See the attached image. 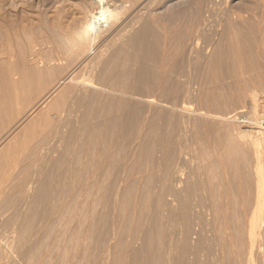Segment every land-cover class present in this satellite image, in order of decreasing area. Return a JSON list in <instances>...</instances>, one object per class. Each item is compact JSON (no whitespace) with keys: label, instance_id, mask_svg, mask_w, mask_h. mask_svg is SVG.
Masks as SVG:
<instances>
[{"label":"rangeland","instance_id":"1","mask_svg":"<svg viewBox=\"0 0 264 264\" xmlns=\"http://www.w3.org/2000/svg\"><path fill=\"white\" fill-rule=\"evenodd\" d=\"M205 1L206 0H0V42H6L8 37L11 38L10 42L15 53V58H13L12 64L14 71L17 73L16 77H18V74H30L31 72H35L37 73V75H39L42 81L41 82L40 80H38L40 82L34 83L33 86L29 88V93L27 92V94L21 98V103L17 108H15V111L13 112L14 117L17 116L19 112H22L24 110V112H26V110H29L32 105L31 103L35 105L39 101L40 97H42L41 95H44L47 88L49 89L55 81L62 78L66 74V72L70 73L72 70H74V68L75 81L71 83V85L74 86L78 84V87L80 89L79 92L87 94L88 110L91 107L97 108L100 112H102V114L106 113V109L108 112L110 108L113 109V114L119 113L121 110H123V112L121 111V114L119 113L120 116L119 114H116L118 117L112 123L114 128H111L112 125H108V127H106L107 129L104 130L100 125H96L98 121H101L103 119V117L95 118L96 115H91V109L89 110L91 111V114H87L89 118H86V124L85 122H82V119H80V115H77V120H81V124L83 123L82 125L80 124L78 133V135H83L81 137L79 136L83 139L77 138V140L75 141L74 138H72V133L69 129L65 134V136H67V142L58 144V142L56 141V135L59 132V126L63 124L62 119L67 116V106L65 104L74 100V96H70L71 93L69 92L66 93L64 101L59 98L60 96H57L48 103V107L51 104H55L54 107L50 109V115L54 114L55 117L53 116L52 120L49 123L43 122V117L40 116V111L38 112V109H41L39 108L40 105H36L38 107L35 106V108H33L36 113L33 110L32 114L29 115L30 117L28 116L16 126V128L11 133L12 136L10 135L8 140L6 139L0 144V234H2L1 236H3L2 243L0 244L2 245L0 247V264H69V262L71 261V258L69 257L72 256L75 245L78 241L84 240V232H86L87 228L90 229L89 225L92 226V224L90 223L92 222L90 221L91 217H89L88 214H78L80 212H78L77 208L79 207L80 202L86 199L89 206H84V209H86V207L88 209V211L87 209L85 211L89 212L90 210H92L95 212V214H98L100 212L103 213L104 210L108 208L105 198L97 204H95L94 200H92L93 184L88 180L89 170L91 173V170H93L98 160L104 161L106 173L103 172V175L105 176L104 178H107V176L112 173L116 174V172L119 169L123 168L127 162L125 158L126 146L124 143H121L115 147L112 159H105L104 157L100 158V155L98 156V154L100 150H103V146L106 143H103V145L101 144V146L96 143L86 141V139L90 136H95L100 131H104L106 134H111L112 136H114L116 132L120 133V129L121 135L123 133H126V130L128 129L127 119L129 112H135V116L133 118L136 121L146 115V113H144L146 103L142 100L140 94L137 95V92L141 93V89H145V87L149 88L150 85L148 84H150L152 80L156 83L161 82L163 90L170 92L172 95L175 93H179L187 83V79L190 80V78L194 77L195 73L191 68V61L201 51L203 61L202 65L204 66V68H202L201 74H199V76L201 77L197 76L198 79L195 80L198 83L194 84V91L197 100L195 101L197 103H194L193 108L201 107L204 111L208 110L207 112H209L210 115H217L220 118L212 119L208 116H197L199 120L197 121L198 124H194L193 127H195L192 128L193 130L195 129L194 131H192L194 137L196 138L195 141L191 143L192 145L189 146L191 147L192 151L190 150V148H188V152L191 155L188 158V162H186L185 164L186 179H190L191 177H193L191 178L193 181H200L208 179V177H214L213 181L216 183H213L212 181L213 189L217 188V191L221 189L222 181L221 179H218L220 175L217 174V163L213 154V151H215V149L211 146L212 142L220 140L223 143V149L228 150L229 148L236 147L237 150H240L243 148L241 140L244 138L248 139L250 137V134H253L251 130L254 125L260 123L262 126H260V124L259 126L262 130L264 126V123H262L264 121V114H256L252 108L254 98L255 101L258 100L257 102H260L264 99V83H262L263 85L261 84L263 77L259 75V73L261 72H258L259 70L257 69V63H259L258 65L261 66L260 62H264V0H221L224 9H226L227 11L229 10V13L231 11H234L241 14L242 16L241 18L230 19L227 18L228 15L226 16L222 13H215L212 15L207 14V1ZM101 7H105V10H107V8L108 10H111L112 8L118 9L115 14L117 16H115V19H112L110 21L108 11H106V19L101 21V24L98 25V28L102 27V29H100L101 31H99L101 34L98 32L96 35L99 37H95V39L97 38L94 41L96 48L92 51L87 61L85 63H82L80 61L82 58V54H85L90 45V38L86 34L88 33V25L93 15L102 9ZM116 17L119 18L117 19ZM113 20H115L116 23ZM147 20L150 21V36L148 35L149 44H147V46H144V44L142 45V43L139 42L138 38L140 36L141 29L143 28V25H145ZM203 22L205 23V28L199 29ZM197 24L198 27L196 26ZM86 28L87 31L85 30ZM196 31L199 33V35ZM68 36L76 39L74 40L76 41V44H74L75 46L67 44L68 42L65 39H68ZM198 36H200V38ZM81 37L82 39H78ZM45 39L48 40L49 43L45 41ZM42 40H44L46 43ZM193 40H196V52H198L199 50L200 51L198 53L194 52L192 55L190 53V48L192 46V42H194ZM40 42L41 44H39ZM79 43L81 44L79 45ZM32 45H34V48L32 47ZM58 46H62L64 48L63 60L57 62L58 64L56 62L55 65L52 64V68L55 70L52 75H49V73L47 72V68L43 64L37 67L38 65L36 61L39 59L44 60V52H46L47 58V54L53 48L55 49ZM33 51L37 53V56L34 55L35 53ZM32 53L33 56L31 55ZM203 53L207 54L203 55ZM213 54L214 58L212 59ZM38 56H40V58ZM192 56L193 58H189ZM236 57H240L243 60L246 59L248 65L250 66H248L250 68V71L248 67V70L246 72L244 71L247 76L246 78H250L249 80L246 78L245 79L247 80V82H250L247 83L246 81H241L240 84H245L251 91L250 93L252 95H250L249 93V95L244 93L242 94L244 97L241 96V99L233 98L227 88L230 85L232 86L231 83H233V78L226 77L224 81V83H226L225 85L224 83L219 82V80L221 81V79L217 78L216 76L220 73L234 74L235 72L240 74L241 69L238 66ZM1 62L2 60L0 59V88H4L5 85H7L9 81H11V72H8L10 71L8 64ZM261 70L264 71V65ZM190 71H193V73L189 75ZM258 76H261V80H259L258 83H254L256 82V80L254 81V78L257 79ZM103 80H105V82ZM114 81H117L118 83ZM153 82L151 83V85H153ZM114 83L116 85L119 83L122 84L120 88L118 87V85L116 86L119 90L115 92L109 90V87H107L110 86L109 84L113 86ZM96 84H98V88L95 86ZM213 84L216 86H213ZM141 85L142 87H140ZM82 87L84 91L86 90L85 92H83V90L81 89ZM206 87L207 90H205ZM215 87L217 88V90L220 89L219 93H217L218 95L214 94L213 92V89H216ZM243 88L245 89L246 87H242V90H244ZM120 89H122V91ZM104 91L105 93H103ZM107 92L111 95L106 96L109 95ZM96 93L99 96L95 95ZM117 94L121 96L124 95L123 97L125 99L129 97L130 100H125L123 97H119L118 99V96H116ZM101 95L102 97H100ZM136 95L139 96V98ZM106 97L107 99L110 97L112 99L110 98L107 100ZM130 97L132 98V100ZM103 98L107 103L104 102ZM113 98L114 102L116 101V103L112 101ZM120 99L124 100L122 101L121 105ZM88 101L90 103L92 102V105L89 104ZM110 101H112V103L114 104H112ZM130 101L131 104L138 105L132 106L130 104ZM108 102H110L111 104H108ZM99 103H102L104 108L101 104L98 105ZM28 105L29 107H27ZM115 110L117 111L115 112ZM79 114H81V116L83 117V112H79ZM74 116L76 117V114ZM209 118H211L212 120ZM218 119L220 121H218ZM167 120L168 124H165V126H169L167 130L172 131V128L177 123H175V120H178V115L176 113H169L167 115ZM170 125L173 127L171 128ZM117 129L119 131H117ZM151 129L148 130L149 140H147L150 145H146L145 148L147 149V151L145 149V155L140 161V166L142 165L144 168L143 174L147 175L149 172H151V175H149L147 181H143V188H148V186L149 188H153L156 185V180L152 175L154 171L149 168V163L151 162L152 157H157V155H160V153H158V149L153 141V139H155L156 137V135L153 136V132L155 133V131L153 129L151 131ZM230 135H232L231 138H229ZM172 137L173 138L171 139L176 138L175 140L170 139L171 144L175 146V144H177L176 133L173 134ZM225 138L229 139L225 140ZM70 139H72L73 141H70ZM232 139H234V141ZM151 141L153 142L150 143ZM227 141H229L230 143ZM231 142H233V145L231 144ZM228 144L230 145V147ZM151 146H153L151 148L153 150L152 153V150H149V147ZM108 148H110V145L106 144L104 146V149L107 150ZM247 149L252 152L251 146H248ZM37 151L40 152V155ZM42 153H48L44 161V167L46 169L44 170V173H42L40 179L33 182L31 179L34 180L32 176H34V174L38 172V169L40 168L39 165L42 161ZM172 158L173 157L171 155L167 158V160L171 163V161H173ZM262 159L264 160L263 156ZM211 162L214 164L216 170H214L213 164ZM107 163L111 165H107ZM13 166L16 167L14 169L15 172L10 173V168L12 171L14 168ZM5 168H7V170ZM35 170L37 171L35 172ZM201 172L202 174H200ZM26 174H28V176ZM25 176L27 177L24 178ZM5 180H7V182H10L12 180L13 182L11 183H13L15 187L18 183H20V181L21 183L23 180H27L25 182L32 181V183H30L27 194L29 199L26 201L25 206H23V208L25 207L24 209L20 208L21 210L19 211L18 208L20 205L19 190H17L16 188H11L8 189V191H3L4 187L9 184L7 182L5 183ZM78 188L81 189L79 190L80 192L78 191ZM87 195L90 196L88 197ZM73 199H75V201H72ZM49 201L50 203H48ZM69 201L71 204L69 203ZM103 202L106 203L104 204ZM63 204L68 207L66 210L61 211V214L63 216H60L63 219H60L57 222L56 220L52 221V218H50L48 223L44 225L42 236H37V229L41 226L42 217L46 214L48 208L54 210L55 212H58L59 207L61 205L63 206ZM92 204H95L93 206L97 209H95ZM238 204L239 201L237 202V205ZM55 205L59 207H56ZM68 205L71 207H69ZM21 212L23 213V216H18V214ZM100 221V225L98 224V226L96 227V230L99 229V231L95 232L94 230V233H92L93 236L90 239L92 240V242H90L91 246L94 245L96 241H100L101 238H104L105 233L109 230V222L103 220ZM78 223H81L82 225ZM261 223L262 225L264 224V219L261 220ZM72 226L73 228L75 226H78V235L72 237L73 239L71 238V240L69 239V243L64 246V242L62 239H59V236L64 234L63 231L66 234L68 229L72 228ZM14 230H17L16 233ZM101 232L103 235L101 234ZM57 233L60 234L58 235ZM100 234L103 237L100 236ZM45 236L46 238H44ZM93 237L95 238L93 239ZM56 238L58 241H55ZM51 250L52 252H50ZM62 253L64 256H62ZM44 254L46 255V257ZM57 254H60L61 256H58ZM9 257L10 261L9 259H7ZM41 258H43V260ZM6 261L9 262L7 263ZM66 261L68 262L66 263ZM86 261L84 264H113V262L110 261L107 262L102 260L101 262L100 259H90V261Z\"/></svg>","mask_w":264,"mask_h":264},{"label":"bare ground","instance_id":"2","mask_svg":"<svg viewBox=\"0 0 264 264\" xmlns=\"http://www.w3.org/2000/svg\"><path fill=\"white\" fill-rule=\"evenodd\" d=\"M206 1H207L206 12L209 15H212L215 13H222V14H225L226 16L228 15L227 16L228 19H230V18H241L242 17L241 14H239L237 12L231 11L229 13V10L227 11L226 9H224L223 4L221 3V0H206ZM104 8H102L101 10H99L97 13H95L93 15V17L90 20V23L88 25V27H89L88 31H87V28L85 29L88 32L86 34L90 38V40H89L90 45H89L88 50L85 52V54H82V58L80 60L82 63H85L87 61V59L91 55L92 51L96 48L94 41L97 38L95 39V37H99L96 35L99 31H101L100 29H102V27L98 28V25L101 24L100 23L101 21L106 19L105 18L106 11H108L110 21L112 19H115V16H117L115 14H116V11L118 9H113V8L111 9L110 8L111 10H108V8H107V10H105ZM113 21L115 22V20H113ZM207 21H209V20H207ZM149 22L150 21L147 20L145 25H143V28L141 29L140 36L138 38L139 42H141L142 45L144 44V46L145 45L147 46V44H149V39H148V35H149V31H150V23ZM105 23H107V22H105ZM196 26L198 27V24ZM204 28H205V23L203 22L201 24V26L199 27V29H204ZM198 35H199V33H198ZM198 37L200 38V36H198ZM8 39H10V40H8ZM78 39H82V37L78 38ZM5 40H6V38H5ZM65 40L68 42L67 44H70L72 46L74 44H76V41H74L76 39H74L72 37L68 36V39H65ZM190 40H192V39H190ZM10 41H11V38L8 37L6 42H0V59L2 60L1 63H5V64L7 63L9 70H10L8 72L9 73L11 72L10 73L11 81H9V83L7 85H5L4 88H0V144L3 141H5L6 139L8 140V138L10 137L11 133L16 128V126L20 122H22L25 118H27L30 114H32V112L34 110L33 108H35L36 105L42 106V107L39 106V108H41V109L37 108L38 112L40 111V116L43 117V120H44L43 122L49 123L52 120V117L54 116V114L50 115V109L53 108L55 104H51V105L49 104L50 106L48 107V103L57 96L58 97L60 96L59 98L62 101H64L66 93H69V92L71 93L70 96L71 95L74 96V100L65 104L67 106V110H66L67 116L66 117L64 116L65 118L62 119L63 124L61 123L62 125L59 126L60 129L56 135L57 136L56 141L58 142V144L59 143L61 144L62 142H67L66 141L67 136H65V134H66V131L69 129L72 133L71 136H72V138H74L75 141L77 140V138H80L81 136H83V135H78L81 120L80 121L77 120V115H80V119H82V122H85V124L87 121L86 118L88 117L87 114H91L90 113L91 111H92L91 115H96L95 118L103 117V119L101 121H98L96 125H98V126L100 125L102 127V129L104 130V129H107L106 127H108V125H110V126L112 125L113 121L116 120V118L118 117L117 115L119 113L121 114L123 112V110H121L122 112L120 111L119 113H116L117 115L113 114L114 111L110 107H109L110 108L109 111L107 112V109H106V113H103V114L97 108L91 107V108H89V110L91 109V111H89L88 107H87L88 106L87 94L79 92L80 89L78 87V84H76L74 86L71 85V83H73L75 81V68H74V70H72L70 73L66 72L67 75L66 74L64 76L62 75L63 76L62 78L58 79L55 82L53 81L54 82L53 85L49 89L47 88V90H46L47 92L45 91L44 95H41L42 97L39 96L40 97L39 101L37 103L35 101V103H36V104L34 103L35 105H33V103H31L33 106L31 105V108L30 109L28 108L29 110H26V112H24L25 110L22 112H19L18 115L14 117L13 112L15 111V108H17L19 106V104L21 103V98L27 94L29 88H31L34 83L40 82L41 78L35 72H31L30 74H23V73L18 74V77H16L17 73L14 71L13 64H12L13 58H15L14 57L15 53H14L13 46H12ZM42 41H44V40H42ZM45 41L48 42V40H46V39H45ZM41 42L39 44H41ZM44 42H43V44H44ZM80 44L81 43H79V45ZM52 45H53V43H52ZM233 45H234V43H233ZM33 46L34 45H32V47ZM209 46H210V44H209ZM196 48H197V45H196V40H195L194 42H192V46L190 48V53L192 55L194 52L197 51ZM63 51H64V48L62 46H58L55 49L53 48L47 54V58H46V52L43 51L45 53L44 56L46 59L43 58L44 60H40L39 59L40 56H38L39 58L38 57L37 58L39 60L36 61L37 65H38L37 67H39L43 64L47 68V72L49 73V75H52V73L55 70L52 68V64L55 65V62L57 63V62H60L61 60H63V56H64ZM33 52L35 53L34 55L37 56L36 55L37 53L35 51H33ZM198 52H196V53H198ZM201 52L198 53V55L195 58H193V56L189 57V58H193L192 61L190 59V61L192 62L191 68L193 69L196 76L193 74L194 75L193 78L187 77V78H190V80L187 79V83L185 84L183 89L180 90L179 93H175L172 95L170 92L163 90V86H162L161 82L156 83V82H153V80H152L153 85H151L152 82L150 84H148V85H150L149 88H146L143 85L145 87V89L144 88L141 89V93L137 92V95L140 94L142 100L146 103L145 112L143 111L144 113H146V115H144L141 119L136 121L133 118L135 116V112H132V111L129 112L128 113L129 114L128 119L126 118L127 119V125H128V127H127L128 129L126 130L127 131L126 133H123L121 135V129H120V133L116 132L117 134L115 133V135L112 136L111 134H109V135L106 134L104 131L103 132L100 131L95 136H90V137L88 136L89 138L86 139V141H90L91 143L93 142V143H96L98 145H101V144L103 145V143L110 145V148H108L107 150L104 149V146L106 144L103 146V150L98 149V150H100V152L98 151L99 152L98 156L100 155L99 156L100 158L104 157L105 159H107V158L112 159L115 147L121 143H124L126 146V153H125L126 157L125 158H126L127 162L123 168L119 169L116 172V174L111 172L112 174L108 175L107 178H104L105 176L103 175V172L106 173L104 161L98 160V162L95 165V167L93 168V170H91V173L89 170V177H88L89 179L88 180L90 181V183L92 182V184H93L92 200H94L95 204H97V203H100L105 198L106 199L105 201H107L108 208L105 209L103 213L100 212L98 214L97 213L95 214V212L92 210H90L89 212H86L85 210L87 209V207H86V209H84V206L88 205L86 199H84L80 202V205L78 208L76 207L78 209V212H80L78 214H82V215L88 214V216L91 217L90 221H92V222H90V223L92 224V226H90L88 224L90 229L87 228L86 232H84L85 233L84 240L78 241L77 244L75 245L72 256L69 257V258H71V261L69 262V264H84L87 259L89 261H90V259H95V260L100 259L101 262H102V260H104L107 262H109V261L113 262V264H125L127 262H128L127 264H264V224L262 225V223H261V220L264 219V171H263L264 170V168H263L264 160L262 159V156L264 157V154H263L264 153V126H263V130H262V129H260V126H262L260 123H259L260 126L258 123L256 124L257 126L254 125V127L251 130L253 134L252 135L250 134V137L248 139L244 138L241 140V144L243 145L242 146L243 148L240 146L242 148L240 150H237L236 147L235 148H229L228 150H225L222 148L223 143L220 140H216L215 142H212L213 145L211 144V146L215 149V151H213V154H214V157H215V160L217 163V164L215 163L217 165V174L220 175V177L218 179H221V181H222V186H221V189L219 191H217L218 190L217 188L213 189V187H212V181L214 180V177L210 176L213 179L208 177V179L200 180V181H198L197 179H196L197 181H193L191 179L193 177H191V176H188V177H191L190 179L189 178L186 179L185 164H186V162H188V158L191 155L188 152V148H190V150L192 151L191 147H189V146L192 145L191 143H193L195 141V138H196V137H194V134H193V131L195 129L193 130L192 128H194L195 126L193 127V125L196 124L197 121H199L197 116H199V115L205 116V117L208 116V117H211L212 119L213 118H220L217 115H210L209 112H207L208 110L204 111L203 108H201V107L193 108L194 103L197 101L196 100V94L194 91V89H195L194 84L197 83L195 80L198 79L197 76H199V74H201V70H202V68H204V66L202 65L203 61H202V53ZM205 54H207V53H205ZM205 54L203 53V55H205ZM31 55L33 56V53ZM38 55H39V53H38ZM247 55H248V53H247ZM212 56H213L212 57V59H213L214 54ZM104 57H105V55H104ZM159 57H160V55H159ZM187 60H189V59H187ZM158 61H160V60H158ZM190 61H189V63H190ZM155 63H156V61H155ZM237 63H238L239 68L241 69L240 74L235 73V72H234V74H232V73H226V74L220 73L216 76H217V78L221 79V81L218 79L219 82H221V83H224L226 77L233 78V83H231L232 86L230 85L227 88L230 91V95L233 98H240L241 99V96H243L242 94H244V93L247 95H249V94L252 95L250 93L251 91L247 88V86L245 84H243V85L240 84L241 81L247 82L246 79H248V78H246L247 76H246L245 72L248 70L247 67L249 65H248V62L246 59L243 60L240 57L237 58ZM249 64H250V62H249ZM258 64L259 63H257V69L259 70L258 72H261V73H259V75H261L264 79V71H262L263 69L261 70V68L264 65V62H260L261 66H259ZM235 66H236V64H235ZM253 66H254V64H253ZM189 67H190V64H189ZM214 70H215V68H214ZM253 70H254V68H253ZM253 70H251V71H253ZM41 71H42V69H41ZM76 71H77V69H76ZM188 71H189V69H188ZM193 71L192 72L190 71V73L188 72L189 75L191 73H193ZM249 71H250V68H249ZM247 74H248V72H247ZM261 76L257 77L258 80L255 79L256 78V76H255L254 81L256 80V82H254V83H258L259 80H261ZM199 77H201V76H199ZM203 79H204V77H203ZM263 79L261 81V84L264 83ZM38 80H40V81H38ZM103 81L105 82V80H103ZM99 82H97V83H99ZM114 82H117V81H114ZM207 82H208V80H207ZM249 82H247V83H249ZM6 83H7V81H6ZM104 84H107V83H104ZM214 84H213V86H216ZM224 84L226 85V83H224ZM97 85L98 84H96L95 86L98 88ZM109 85L110 86H107V87H109V90H112L115 92V91L119 90L116 86L118 85V87L120 88L122 84L119 83L116 85L114 83L115 86L114 85L111 86V84H109ZM210 86H212V85H210ZM255 86H256V84H255ZM140 87H142V85ZM242 87H246V88L245 89L243 88L244 90H242ZM81 89L83 90V92L86 91V90L84 91L83 87ZM105 89H106V85H105ZM122 89H120V90L122 91ZM92 90H94V89H92ZM205 90H207V87L205 88ZM40 91H42V90H40ZM131 91H132V89H131ZM219 91H220V89L219 90H217V88L213 89L214 94L219 93ZM94 93H92V94H94ZM103 93H105V91ZM134 94H136V93H134ZM95 95H98V94L96 93ZM110 95L111 94L106 95V96H110ZM116 96H118V99H119V97L121 98L124 95L121 96V95L117 94ZM100 97H102V95ZM137 97L139 98V96H137ZM110 98H108V99H110ZM114 98L112 100L113 102H114ZM133 98H134V96H133ZM106 99H107V97H106ZM127 99H129V97H127L125 100H127ZM103 100H104V102H106L104 98H103ZM131 100H132V98H131ZM133 100H135V99H133ZM112 101H110V102L112 103ZM122 101H124V100H121V103L119 101L120 105L122 104ZM257 101H255V98H254L253 107H252L254 112L256 114H260V113L264 114V99L261 100L260 102H257ZM110 102H108V104ZM138 102H139V99H138ZM88 103L91 104L92 102L90 103L88 101ZM114 103H116V101ZM114 103H112V104H114ZM117 103H118V101H117ZM100 104L103 106L102 103H99L98 105H100ZM124 104H125V102H124ZM130 104H131V101H130ZM91 105H89V106H91ZM116 105H118V104H116ZM131 105L133 106L134 104H131ZM136 105H138V104H135L134 106H136ZM38 106H36V107H38ZM125 106H126V104H125ZM27 107H29V105ZM93 107H94V103H93ZM129 107H130V105H129ZM103 108H104V106H103ZM209 110H211V109H209ZM116 111L117 110H115V112ZM79 112H81V113L83 112V117L81 116V114H79ZM35 113H36V111H35ZM169 113L170 114L176 113L178 115V120L177 121L175 120V123L177 122L175 124V126L173 124L172 125L174 127L170 125L171 128L173 127L172 131L167 130L169 126L168 127L165 126V124L166 125L168 124L167 123L168 122L167 115ZM75 114H76V117L74 116ZM120 114H119V116H120ZM211 114H212V112H211ZM211 118H209V119H211ZM55 119H57V118H55ZM4 120L7 122H5ZM218 121H220V120L218 119ZM262 123H264V121ZM56 124H58V123H56ZM59 125H60V123H59ZM111 128H114V126L112 125ZM151 128L155 131V133L153 132V134H154L153 136L156 135V137H155V139H153V141H154V143L158 149L157 151H158V153H160V155L159 154L157 155V153H156L157 157L154 156V157H152L151 162L149 161L150 162L149 168H151V170L154 171L152 175H153L154 179L156 180V182H155L156 185L153 188L152 187L149 188V186H148V188L147 187L143 188L144 185L142 186V183H143V181H147V179L149 178V175H151V172H149L148 174L146 173L147 175H144L143 174L144 168L142 165L140 166V161H141V159H143L145 152L147 151V149L145 147H146V145L149 144L147 142V140H149V131L148 130ZM152 129H151V131H152ZM109 130H111V129H109ZM117 131H119V130L117 129ZM175 133L177 136V144H175V146H173V144H171V140H175L176 138H174V139H171V138H173L172 136ZM153 136H151V137H153ZM200 136H201V134H200ZM224 136H226V135H224ZM224 136H223V138H224ZM231 136L232 135H230L229 138H231ZM114 137H115V139H114ZM201 138H202V136H201ZM229 138H225V140L229 139ZM80 139H83V138H80ZM234 139H232V140L234 141ZM71 140L72 139H70V141ZM153 141H151L150 143H152ZM227 142H229V141H227ZM208 143H209V141H208ZM232 143L233 142H231V144ZM248 146L252 147V152L247 149ZM152 147L153 146L149 147V150H152L151 149ZM229 147H230V145H229ZM238 147H239V144H238ZM78 149H80V148H78ZM145 149H146V151H145ZM46 152H48V151H46ZM152 152H153V150L151 151V153ZM39 153L40 152H38V154ZM47 154L48 153H45V154L42 153L41 154V160H42L41 163L42 164L40 163V165H39L40 168L38 169V172H36L37 170H35L36 173L35 172H34L35 174L33 173L34 176H32V178H34V180L31 179L33 182L40 179L42 173H44V170L46 169L44 167V164H45L44 161H45ZM89 155H91V154H89ZM171 155L173 157L172 158L173 161H171V163H170L167 160V158ZM118 161H119V158H118ZM9 164H11V163H9ZM108 164L109 163H107V165ZM86 165H88V164H86ZM109 165H111V164H109ZM113 166H114V163H113ZM15 168L16 167H14L12 171L10 168V173L15 172V170H14ZM213 168H214V170H216V168L214 167V164H213ZM5 169L7 170V168H5ZM186 170H187V167H186ZM211 170H213V169H211ZM8 171H9V167H8ZM200 174H202V172ZM26 175L28 176V174H26ZM27 176H25L24 178H26ZM23 181H22V183L20 181V183H18L15 187L13 185V183H11V182H13L12 180L10 182L9 181L7 182V180H5V183L7 182L9 184H7L6 187H4V189H3V191H8V189H11V188L12 189L16 188L17 190H19V193H20V201H19L20 205L18 207L19 211L21 209L25 208V207L23 208V206H25L26 201L29 199L27 194H28V190L30 187V183H32V181H28V182H25L27 180H23ZM78 181H76V182H78ZM85 183H86V181H85ZM213 183H216V182L213 181ZM79 190H81V189L78 188V191ZM90 190H91V188H90ZM43 193H44V191H43ZM76 195H77V193H76ZM72 201H75V199H73ZM238 201H239V204L237 205ZM48 203H50V201ZM69 203H70V201H69ZM78 204H76V205H78ZM95 204H92V206ZM55 206L59 207L57 205H55ZM69 207H71V206H69ZM67 208L68 207L64 204H63V206L61 205L59 207L58 212H55L54 210H51L50 208H48V210L46 211V214L44 213L45 215H43V217H42L41 226L37 229L38 230L36 232L37 236H40V237L42 236L43 231H44V225L46 223H48L50 218H52V221L56 220L57 222L60 219H63L60 216V215H62L61 211H64ZM95 209H97V208H95ZM82 210H84V211H82ZM87 211H88V209H87ZM18 216H23V213L22 212L19 213ZM76 218H79V217H76ZM100 220L109 222L111 229L109 227L108 228L109 230L105 233V237L101 238L100 241L99 240L96 241V243L91 246L90 242H92V240H90V239L93 236L92 233H94V230H95V232L99 231V229L96 230V227L98 226ZM83 222H85V221H83ZM104 223H106V222H104ZM78 224H81V223H78ZM78 230H79L78 226H75L74 228L72 226V228L68 229L66 234L63 230H61V231H63L64 234L61 233L62 235L59 236L60 237L59 239L63 240L64 246H66L69 243V239L71 240L72 237H75L78 235L77 234ZM16 231H15V233H16ZM102 232H101V234H102ZM4 234H5V232H4ZM9 234H10V232H9ZM57 234L59 235L60 233H57ZM95 234H98V233H95ZM101 234H100V236L103 235V234L102 235ZM1 235L2 234H0V244L2 243V240H3L2 239L3 236H1ZM56 237H58V236H56ZM95 237H96V235H95ZM95 237H93V239ZM44 238H46V236ZM97 238H98V236H97ZM55 241H58L57 238ZM1 246L2 245H0V247ZM11 252H13V251H11ZM50 252H52V250ZM62 256H64L63 253H62ZM10 257H11V255H10ZM10 257L7 258V259H9V261H10ZM45 257H46V255H45ZM61 258H63V257H61ZM41 259L43 260V258H41ZM50 260H51V256H50ZM56 260H57V257H56ZM67 262L68 261H66V263Z\"/></svg>","mask_w":264,"mask_h":264}]
</instances>
